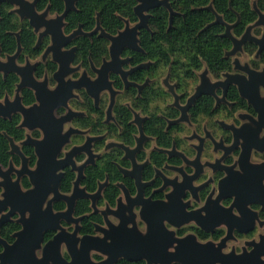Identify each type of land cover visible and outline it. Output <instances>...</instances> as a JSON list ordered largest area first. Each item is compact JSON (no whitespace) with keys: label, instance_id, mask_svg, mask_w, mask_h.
Instances as JSON below:
<instances>
[{"label":"flooded vegetation","instance_id":"obj_1","mask_svg":"<svg viewBox=\"0 0 264 264\" xmlns=\"http://www.w3.org/2000/svg\"><path fill=\"white\" fill-rule=\"evenodd\" d=\"M252 3L254 8L258 11V18L254 23L248 25L244 33L239 37L232 33L233 25H231L230 32L236 39H241L246 34L248 28H251L250 35L252 37L258 39L263 38L264 24H258L257 22L260 20V14H264V11L256 6V0L252 1ZM13 6L14 8L12 11H14L21 20L27 19L30 23L28 18H21L16 12L18 7L16 5ZM46 10H49L47 19H56L61 15L56 14L55 18H50L49 15L54 13H51L49 8H46L44 11H39L37 9L39 13H43ZM31 27L37 35L36 47L41 45L44 37L48 36L50 38V43L45 47L42 53L36 58L27 57L24 63H19L18 58L22 52V46L20 35L17 33V51L14 54L8 55L6 58H2L0 50V60L7 62L8 57L15 55L20 46L21 51L16 59L17 64L26 66L29 62L30 65L34 67L33 76L36 81L38 83L46 82V89L50 92H54L59 85V82L55 78V74L59 71L60 63L54 59L53 51L46 54L48 48L53 45L52 36L50 34L41 36V33L46 29L45 27L41 28L38 32L32 25ZM257 27L261 28L260 34L254 33ZM64 28L65 25L63 29ZM78 28L69 34L64 30V33L70 35ZM96 28L97 26L94 30ZM123 30H125V28ZM89 32L84 31L82 28V33L77 34L68 45L62 48L63 51L75 48V58L70 64V67L74 70L66 76V80L71 79L77 81L84 73H86L90 79L95 80L98 77V72L96 70L101 69L105 62H111L113 60L110 52L112 43L107 38L110 42L108 57H104L100 65H96L92 60L90 61V66L94 75L87 69L82 68L81 64H75L77 46L72 43L77 36H88L85 33ZM97 33L100 35L101 30ZM118 33L115 35H118ZM93 35L94 34L88 37ZM247 43L255 44L256 51L253 53L247 52L245 49ZM233 49L234 43L232 41V47L226 54L232 57L233 70L223 72L219 76L212 73L207 66L203 69L196 70L195 72L198 79L196 82H191L188 87L190 95L185 100L182 98L183 92L178 90L176 83L171 79L170 71H166L160 78L161 87L166 91V94L160 95L152 100L151 109L157 112L158 115L163 117L166 121L165 132L168 133L170 137L167 144H159L156 135L148 134L145 131L144 122L148 118V114H145L141 109L133 106L134 101L132 93L128 92L131 87H135L137 89L136 97H140L142 95V90L146 86H149L153 82H157V77H147L143 82L132 80L130 78L131 74L138 69L149 66L150 62L129 66L131 57L124 56V50L119 58L120 60H128L121 65L122 70L128 72L126 78L128 83H126L121 72L109 71V81L116 92L113 103L110 89H102L99 93V99L96 100L94 96L88 93L87 88L83 87L74 89V96L67 100L66 106L60 105L54 109V115L57 118L67 115L70 111L75 114L70 121L64 124L62 135H65L70 130H73V132L70 134L68 141L62 145L56 159H66L67 153L73 150V148L84 146L89 139H91L90 145L94 158L91 160L89 153L86 151L78 152L72 158L76 168H73V165L69 164L57 171V174H62L58 186L62 197L55 198V193L53 191L54 185L52 183V191L45 201L43 210L47 208L48 202L52 201L54 213L67 212L69 206L66 198L73 196L78 180V188L85 190L89 196L96 195V198L93 199L88 196L80 197L75 200L72 219L78 220L77 222L61 218L59 220L60 228H56L55 230H43L39 246L31 247L37 261H42L44 259V248L46 244L61 232L69 234L78 229L79 232L77 236L79 238L83 235L104 238L105 233L101 231L102 228H106L110 233L113 232L117 234L124 228V225H126L128 229H137L141 235H145L150 230L148 222L149 216H151L155 228L165 237L164 239L157 238L156 241L168 243L165 252L178 253V251H180V244L183 245L186 243L185 246L190 253L197 256V262L194 264H264V61H260L264 48L261 49L254 41L246 40L236 53L230 55L229 52ZM242 54L248 56L247 61H242ZM38 58L41 59L37 60ZM31 59L37 61L31 64ZM47 61H52L57 64L56 70L52 74L45 72L43 77H37L36 70L38 65L40 63H46ZM254 61H260L258 67L255 66ZM140 65L144 66L139 67ZM76 72L79 73L78 77H74ZM0 73L3 77H6L9 73H15L20 78L16 85L14 95L6 94L3 99H0L1 104L6 106V99L10 102H14L17 95H19L22 104L26 108H30L35 104L40 105L36 90L33 87L26 86L20 90L18 89L22 81V76L19 73L14 71H10L7 74H5L4 71H0ZM229 75L236 76L237 81L230 83L226 88L222 85L216 86L213 92L201 94L194 99L187 109H183L188 105L190 98L197 92V89L202 85L204 79L210 84H216L220 81H225ZM113 76H118L122 80L123 87L121 89L115 87ZM25 88L31 89L34 92L35 102L31 105L24 104L22 100L21 92ZM171 88H173V90ZM232 88L238 92L239 99H242V101H240L242 107H237L239 99H231L229 97V91ZM79 90H84L93 99L96 108L100 107L103 98L107 99L104 119V122L107 124L116 123L114 110L117 104L120 103L130 108L133 113L131 123L138 129V132L134 135V145H127L119 141L116 137H108L107 132L94 134L90 128L83 129L78 127L74 123L75 118L85 116L86 112L84 110L74 109L71 106V101L80 98L78 93ZM204 95L211 96L214 99L210 113H201L197 116H192V107L196 104V101ZM60 108L65 109L64 113H58ZM170 109H177L179 112L178 115L176 117H170ZM16 113H19L22 117L19 127L25 130V138L17 142L7 134L6 137L8 140L12 138L15 143L18 144L22 152V147L24 145L33 147L37 156V161L34 166L30 165L29 158L24 152L23 154L28 158V168L30 170H36L38 168L39 156L35 146L26 143V141L29 138L44 140V130L39 126L31 128L27 125H23L25 117L19 111L12 113L11 116L1 115L0 117L12 118ZM138 120H140V124ZM36 130L40 132L39 137L33 135V132ZM141 130L146 138L140 146L139 139H141L142 136ZM77 135H81L83 140L76 142L75 137ZM101 139H105V143L104 146L99 149L96 147V143ZM115 147L121 149L122 153L119 155V158L125 161L124 164L121 162L116 163L118 170L123 177L132 180L134 191L123 181L114 182V185L118 189V193L114 202H110L104 194L106 187L111 183L108 176L104 180H99L97 182L96 190L93 192L88 191L82 182L85 177V169L88 166H95L104 153L111 151V149ZM11 150L12 147L10 144V153H12ZM81 154L84 155V158L82 161H79L77 157ZM160 155L163 156V161L162 164L158 166L154 157H159ZM126 162H128V164H126ZM13 166L15 170L21 169L22 158L21 166L17 167L14 164ZM8 168L4 169L6 170ZM68 168L75 172L76 177L72 183L71 190L69 192H62L60 189L61 181ZM147 169L153 170V176L149 179L144 177V172ZM12 177L13 180L18 178L16 171L13 172ZM24 178H28L31 184L30 187L25 188L23 186L22 181ZM20 185L23 192L34 188L29 174L21 175ZM0 190V199H3L5 189L0 186ZM140 191L143 193V198L139 197ZM82 199H88L90 201V211L77 215L75 212L76 205L78 201ZM145 200H149V216L143 213ZM60 201L65 202L66 207L61 210H56L54 204ZM103 205L105 206L104 209L100 207ZM156 209L159 211L155 212ZM8 210L9 208L4 212H0V218L3 214L7 213ZM92 213L98 215L100 221L93 222V233L83 234L81 231L82 222L85 217ZM158 214H161L159 218L157 217ZM31 217L32 213L29 210H26L23 215L20 212L14 213L8 221L2 224L3 226L12 220L20 224V229L12 234L14 237L13 242H9L2 238V226L0 227V238L12 245L17 239L15 234L25 228L23 220L29 221ZM112 218L115 220H112ZM122 224L124 225L121 226ZM111 241V238L108 239L109 243H111ZM156 244L157 247L155 246L154 248L156 252L155 256L159 257L160 254L164 252L163 247L165 245ZM0 246H2V250L0 251V253H2L5 247L1 243ZM197 246H199V248H197ZM112 248L116 249L115 246H112ZM58 250L60 251V255L67 262L72 261V256L65 240L59 243ZM125 253L131 256H137L140 254V251L135 252L126 249ZM111 256L110 253L101 249H92L90 251V260L92 263L103 262L108 260ZM155 259L158 261H153L152 264H162L160 258ZM187 259L188 257L186 260ZM121 260L131 263L143 260L145 264H149L146 258L130 261L123 255L116 257L112 264H118ZM48 264L53 263L49 262ZM171 264L185 263L179 260H173Z\"/></svg>","mask_w":264,"mask_h":264},{"label":"trees","instance_id":"obj_2","mask_svg":"<svg viewBox=\"0 0 264 264\" xmlns=\"http://www.w3.org/2000/svg\"><path fill=\"white\" fill-rule=\"evenodd\" d=\"M32 1V0H31ZM253 0H170L173 10L171 16L170 10L166 6H158L148 11V28H141L138 32L141 51L124 49L123 55L130 56V65H138L150 62L149 66L138 69L131 74L130 78L134 81L143 82L147 77H157V82L151 83L142 90V95L136 97L137 89L131 87L128 92L132 93L135 108L141 109L148 114L144 122L145 131L148 134L156 135L159 144H167L170 137L165 132L166 121L159 116L157 112L152 111L151 102L160 95H165L166 91L162 89L160 78L166 71H170L171 79L176 83L180 92H183L182 98L185 100L190 92L188 87L191 82H196L198 77L196 70L203 69L205 66L219 76L223 72L233 70L232 57L227 56V51L232 47V41L225 36L228 24L233 25L232 33L239 37L246 27L254 23L258 18V11L254 8ZM76 7L66 15L65 32L71 33L80 25L86 32L94 30L98 21L102 28L110 33L117 34L123 30L127 23L135 25L139 22V16L135 12L138 5L137 0H76ZM256 6L264 11V0H256ZM14 6L9 2L0 4V50L1 57L6 58L14 54L18 48L16 34L19 33L22 46V52L19 55L18 62L24 63L27 57L36 58L50 43L48 36L44 37L39 47H36L37 35L27 19L21 20L20 17L12 11ZM36 8L39 11L50 9L51 13L62 14L65 10V0H36ZM221 16L224 23L218 21ZM254 33L260 34L261 28L257 27ZM77 46V56L75 64H81L82 68L87 69L92 75L90 61L100 65L104 57L109 55L110 42L106 37L99 33L91 37L79 35L73 43ZM245 49L249 53L256 51V45L247 43ZM260 61H264V51L261 54ZM260 61H254L255 66H259ZM57 68V64L52 61L40 63L36 70L37 77H43L45 72L52 74ZM75 73L74 77H78ZM115 87L121 89L123 82L118 76H113ZM20 78L15 73H9L6 77L0 73V99L6 94L14 95L15 88ZM53 82V80H52ZM157 85V87H156ZM80 98L73 99L71 106L74 109L84 110L85 116L77 117L74 123L80 128H90L94 134L107 132L108 137H116L119 141L134 145V135L138 132L137 127L131 123L133 113L130 108L123 104L115 106L116 123H105V107L107 99L103 98L99 108L94 105L93 99L84 91H78ZM24 104L31 105L35 102V95L31 89L25 88L21 92ZM231 99H239L238 92L232 88L229 91ZM213 98L208 95L201 96L191 109L192 116L201 113L209 114L213 106ZM237 107H242L238 100ZM169 116L176 117L177 109H170ZM65 109L60 108L58 113H64ZM21 115L16 113L12 118L0 117V165L8 168L10 163L15 166H21V158L17 154L10 153V143L6 134L19 142L25 138V130L19 127ZM33 135L40 136L39 131H34ZM76 142H80L81 135H77ZM105 139L97 141L96 147L101 149L104 146ZM24 154L29 158V163L34 166L37 156L33 147L24 145L22 147ZM122 151L120 148H113L106 152L98 160L95 166H88L85 169L83 185L88 191L96 190L97 182L109 177L110 184L105 189V197L114 202L118 189L114 182L123 181L132 191L134 186L132 180L122 176L117 167V162L124 164L119 158ZM82 161L84 155L78 157ZM158 166L162 164L163 156L154 157ZM128 164V162H126ZM153 176V170L147 169L144 177L149 179ZM76 177L75 172L67 169L61 181L60 189L62 192H69L72 183ZM23 186H31L28 178H24ZM1 192V190H0ZM90 201L88 199L79 200L76 205V214L80 215L90 211ZM66 207L65 202L54 204L56 210ZM94 221H100V217L94 213L84 218L81 226L83 234L93 233ZM20 224L15 221H9L1 228V236L9 242H13V233L20 229ZM2 246H0V251ZM118 264H145V262H128L121 260Z\"/></svg>","mask_w":264,"mask_h":264},{"label":"water","instance_id":"obj_3","mask_svg":"<svg viewBox=\"0 0 264 264\" xmlns=\"http://www.w3.org/2000/svg\"><path fill=\"white\" fill-rule=\"evenodd\" d=\"M76 0H65L66 9L63 14L59 15L56 19H47L49 10L43 13H39L36 9V0H0V4L3 2H9L16 5L18 8L16 12L21 18H28L30 24L38 32L41 28L46 29L41 33V36L50 34L52 36L53 45L50 46L46 52L48 54L53 51V56L56 61L60 63L59 71L56 72L55 78L59 82L57 89L54 92H50L46 89V82L38 83L33 76L34 67L28 62L26 66H20L17 64L16 59L21 51L19 46L18 52L15 55L9 56L7 62L0 60V71H4L7 74L10 71L19 73L22 76V81L19 84L18 89L29 86L36 90L37 99L40 105L35 104L30 108H26L17 95L14 102H10L6 99V106L0 103V116H11L14 112H21L25 120L23 125H27L31 128L41 127L45 133L44 140H35L29 138L26 143L32 144L36 148V152L39 156L38 168L36 170H30L28 168V158L25 157L18 144L12 138H9L12 147L11 152L17 153L22 158V168L15 170L13 164H10L8 169H4L0 166V186L4 187V198L0 199V212H8L3 214L0 218V227L2 224L10 219V217L20 212L25 214L26 210L32 213L31 220L24 221V230L15 234L16 241L10 245L8 242L0 238V243L4 245L5 249L0 253V264H112L116 257L123 255L130 261H136L141 258H146L149 264L153 261H158L155 258H160L162 264H171L173 260L182 261L185 264H194L197 262V256H194L186 248V243L180 244L178 253L165 252L168 247L166 242H157V238L164 239L165 237L156 228L155 224L151 220L149 207V200H145V207L143 213L149 216L150 230L147 234L141 235L137 229H128L126 225L119 233L108 232L106 228H102L101 231L105 233L104 238H97L89 235H83L78 237L79 230L76 229L73 233H59L52 240H50L44 248V259L37 261L34 256V251L31 247H38L43 230L60 228L59 220L65 218L68 221H78L72 219V213L74 210V203L77 198L88 197L89 194L83 189H79V180L76 182L75 193L72 197L66 198L68 202V211L54 213L52 208V201L48 202V206L43 210L45 201L52 191L51 184L53 183V191L55 198L62 197L60 195L58 186L59 180L62 174H57V171L72 164L73 168H76L73 156L81 151H86L90 155V159L93 160L94 156L91 150V139L87 141L84 146L73 148L67 153L66 159L57 160V154L59 153L62 145L68 141L70 134L73 130L68 131L65 135H62L64 124L70 121L75 115L70 111L67 115L57 118L54 115V109L60 105H67V100L74 96V89L87 88L88 93L94 96L96 100L99 99V93L102 89L108 88L112 92V103L114 102L115 91L109 81V71L121 72L124 79L127 81L128 72L122 70V63L128 60H120L119 56L125 48L141 51L138 40V32L141 28H148V11L158 7L166 6L173 15V10L170 5V0H137L138 5L135 7V12L139 16L140 21L130 28V23H127L125 30L120 31L118 35H112L102 29L100 22L98 21L97 28L89 33H85L90 36L101 30L100 35L108 38L111 41L110 52L113 60L111 62H105L101 69L96 70L98 77L95 80L90 79L86 73L82 75L79 80H66V76L70 74L74 69L70 67L71 62L75 58V48L70 50H62V48L70 43L73 37L82 33V27L80 26L76 31L70 35L64 33L65 17L70 10L75 8ZM218 21L224 23L221 16H218ZM258 24H264V14H260V20ZM250 29L248 28L246 34L241 39H236L232 36L230 30L231 25L226 27L225 36L232 39L234 43V49L229 54L236 53L246 40L256 42L261 49L264 48V35L262 39L252 37L250 35ZM238 63V61H237ZM140 65L139 67H143ZM256 74V73H255ZM237 81L236 76L229 75L225 81H220L216 84H210L206 79L203 80L202 85L197 89V92L190 98L189 103L183 109H187L194 99L203 93L213 92L214 88L218 85H222L225 88L232 82ZM173 90V88H171ZM177 101V100H176ZM178 104V102H177ZM111 109V108H110ZM110 111V110H109ZM139 124L141 123L138 120ZM141 139H139V145L141 146L145 140L143 131L141 130ZM18 174V178L13 180L12 174L15 172ZM82 171V170H81ZM23 174H29L31 176L34 188L23 192L20 185V177ZM93 199L96 195H91ZM140 198H143V193L140 191ZM159 210L156 209L155 212ZM161 214H158L159 218ZM112 227V225H111ZM157 230V231H156ZM111 238V243L108 239ZM65 240L67 242L69 251L72 256V261L67 262L58 250L59 243ZM182 242V241H181ZM165 245L163 247L164 252L159 257L155 256V246L157 244ZM115 246V248H112ZM199 248V246H197ZM92 249H101L110 253L112 256L103 262L92 263L90 260V251ZM126 249H130L140 254L137 256H131L125 253ZM188 259L186 260V258Z\"/></svg>","mask_w":264,"mask_h":264},{"label":"rangeland","instance_id":"obj_4","mask_svg":"<svg viewBox=\"0 0 264 264\" xmlns=\"http://www.w3.org/2000/svg\"><path fill=\"white\" fill-rule=\"evenodd\" d=\"M254 1V0H253ZM50 16V18H55L56 17V14H50L49 15ZM134 27V25H131L130 24V28H133ZM41 58H38L37 60H40ZM241 59H242V61L243 62H245V61H247L248 60V56L247 55H245V54H242L241 55ZM37 60H33V59H31V64H34L35 63V61H37ZM68 126V125H67ZM101 208H105V206L103 205V206H100ZM112 220H115L114 218H112Z\"/></svg>","mask_w":264,"mask_h":264}]
</instances>
